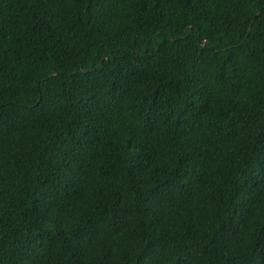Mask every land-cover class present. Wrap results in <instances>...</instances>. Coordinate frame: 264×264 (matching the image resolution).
Wrapping results in <instances>:
<instances>
[{
    "label": "trees",
    "instance_id": "16d2710c",
    "mask_svg": "<svg viewBox=\"0 0 264 264\" xmlns=\"http://www.w3.org/2000/svg\"><path fill=\"white\" fill-rule=\"evenodd\" d=\"M0 264H264V0H0Z\"/></svg>",
    "mask_w": 264,
    "mask_h": 264
},
{
    "label": "water",
    "instance_id": "95a60500",
    "mask_svg": "<svg viewBox=\"0 0 264 264\" xmlns=\"http://www.w3.org/2000/svg\"><path fill=\"white\" fill-rule=\"evenodd\" d=\"M201 45H203V42L201 43Z\"/></svg>",
    "mask_w": 264,
    "mask_h": 264
}]
</instances>
